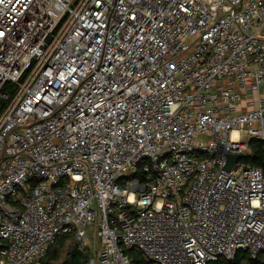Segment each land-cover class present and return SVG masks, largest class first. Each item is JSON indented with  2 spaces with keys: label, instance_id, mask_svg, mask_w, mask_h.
<instances>
[{
  "label": "built area",
  "instance_id": "2783aa9c",
  "mask_svg": "<svg viewBox=\"0 0 264 264\" xmlns=\"http://www.w3.org/2000/svg\"><path fill=\"white\" fill-rule=\"evenodd\" d=\"M263 85L264 0H0V264L264 261Z\"/></svg>",
  "mask_w": 264,
  "mask_h": 264
},
{
  "label": "trees",
  "instance_id": "16d2710c",
  "mask_svg": "<svg viewBox=\"0 0 264 264\" xmlns=\"http://www.w3.org/2000/svg\"><path fill=\"white\" fill-rule=\"evenodd\" d=\"M3 91L9 92L11 96H13L15 87L12 84H6L3 87ZM4 106L5 103L0 107V112ZM251 149L252 151L250 155L242 157L243 163L252 167L261 168L264 171V143L258 140H253L251 142ZM74 239L75 237L72 234L60 236L56 243L51 246L46 256L40 260V264H54L57 262L60 259L61 250L66 247L69 240ZM69 253L70 257L65 264H88L92 258L86 247L82 246L79 242L71 244ZM125 254L133 258V264H153L151 261H147L142 253L137 250H128L125 251ZM208 264H264V261H262L261 258L251 260L247 253L238 252L233 260L222 258Z\"/></svg>",
  "mask_w": 264,
  "mask_h": 264
},
{
  "label": "rangeland",
  "instance_id": "374dc122",
  "mask_svg": "<svg viewBox=\"0 0 264 264\" xmlns=\"http://www.w3.org/2000/svg\"><path fill=\"white\" fill-rule=\"evenodd\" d=\"M90 235H91V237H89L88 240L82 246L86 247V249L88 250V252L90 253V255L92 257L88 264H93V261H94V263H96V260H97V254H98V249L100 247L99 246L100 241L98 240L99 243L97 244L96 238L94 237L95 236L94 235V227H92ZM75 242L78 243L75 239L68 241L66 247L61 250L60 259L57 262H55L54 264H65V262H67V260L70 257V253H69L70 246H71V244H75ZM39 264H40V262H39Z\"/></svg>",
  "mask_w": 264,
  "mask_h": 264
},
{
  "label": "water",
  "instance_id": "95a60500",
  "mask_svg": "<svg viewBox=\"0 0 264 264\" xmlns=\"http://www.w3.org/2000/svg\"><path fill=\"white\" fill-rule=\"evenodd\" d=\"M50 41V39H49ZM2 102V99H0V103ZM241 159L240 156L238 155H229L228 156V162H227V165H226V169L227 170H231V169H235L236 166H235V162H237V160Z\"/></svg>",
  "mask_w": 264,
  "mask_h": 264
},
{
  "label": "crops",
  "instance_id": "0c3cea01",
  "mask_svg": "<svg viewBox=\"0 0 264 264\" xmlns=\"http://www.w3.org/2000/svg\"><path fill=\"white\" fill-rule=\"evenodd\" d=\"M261 95L264 97V85L262 86V89H261ZM94 236V235H93ZM89 237H91V235L89 234ZM95 237V236H94ZM96 238V237H95ZM96 242L97 244L99 243L97 238H96ZM99 246H100V243H99ZM100 248V247H99ZM99 250V249H98Z\"/></svg>",
  "mask_w": 264,
  "mask_h": 264
}]
</instances>
